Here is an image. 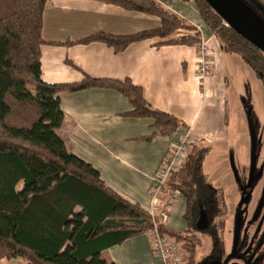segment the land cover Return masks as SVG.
Instances as JSON below:
<instances>
[{
    "label": "trees",
    "instance_id": "1",
    "mask_svg": "<svg viewBox=\"0 0 264 264\" xmlns=\"http://www.w3.org/2000/svg\"><path fill=\"white\" fill-rule=\"evenodd\" d=\"M47 1L0 0V259L18 258L27 264H117L104 259L103 250L148 234L157 225L160 233L172 236L186 249L187 264H196L199 241L187 235L199 231L200 206L207 210L204 196L209 204L211 193L217 191L209 182L206 187L211 191L199 188V181L201 184L206 179L202 165L209 148L194 145L182 171L170 180V188L179 189L187 200L185 234L156 224L149 211L108 187L98 169L69 151L56 132L64 121L60 91L116 87L134 106L128 114L153 118L154 127L163 135H172L181 123L153 108L130 80L86 76L74 84L45 82L41 46L46 43L42 28ZM105 1L156 15L161 24L129 35L98 32L82 41H103L119 52L132 42L166 38L187 29L196 34L164 43L200 42L202 31L196 25L157 0ZM195 2L203 23L218 38L223 51L239 54L264 84V53L227 25L206 0ZM218 247L216 243L214 249Z\"/></svg>",
    "mask_w": 264,
    "mask_h": 264
},
{
    "label": "crops",
    "instance_id": "2",
    "mask_svg": "<svg viewBox=\"0 0 264 264\" xmlns=\"http://www.w3.org/2000/svg\"><path fill=\"white\" fill-rule=\"evenodd\" d=\"M157 1L189 23L201 26L200 42L206 41V54L202 53L200 42L164 43L196 31L135 41L119 52L103 41H82L98 32L129 35L161 24L158 16L127 10L105 0H48L42 28L46 43L41 46L45 82L74 84L86 76L130 80L153 108L180 121L172 135H163L154 127L153 118L128 114L134 106L116 87L93 86L58 93L64 121L56 132L68 150L98 169L108 187L147 211L158 202L153 196L158 170L172 147L188 132L195 144L215 147L221 154L218 171L224 176L222 180L214 185L212 180L216 178L209 179L203 171L219 190L218 195L226 183H235L237 172L230 168V141L241 137V143L248 145L249 150L251 140L248 110L238 102L246 94L252 96L251 83L263 88L239 54L223 51L218 38L203 23L195 0ZM202 60L208 64L203 76L199 70ZM231 110L240 116L237 135L230 130ZM20 184L23 187V182ZM164 192L168 193V189ZM79 211L80 207L76 209ZM186 211L187 200L180 194L164 220L165 228L185 234ZM102 257L117 264H161L152 256L149 234L109 247L103 250ZM0 264L27 263L16 258L0 259Z\"/></svg>",
    "mask_w": 264,
    "mask_h": 264
},
{
    "label": "flooded vegetation",
    "instance_id": "3",
    "mask_svg": "<svg viewBox=\"0 0 264 264\" xmlns=\"http://www.w3.org/2000/svg\"><path fill=\"white\" fill-rule=\"evenodd\" d=\"M244 1L252 5L249 0ZM254 6L256 9L252 8L264 18L263 12L256 5ZM255 128L257 141L254 169L251 172L250 140L247 156L250 158V163L248 165L245 163L243 169L241 168L242 171L235 176L237 197L230 202L228 197H225L222 205V212L234 209L232 219L229 220L232 223L230 250L222 251L217 228L210 229V224L209 229L214 243L212 252L207 256L206 261L201 260L197 263L196 260V264H264V128L258 130L256 125ZM216 201L215 194H212L209 204L206 205L210 219L218 212ZM226 223L224 220L223 225ZM216 243L219 247L214 249Z\"/></svg>",
    "mask_w": 264,
    "mask_h": 264
},
{
    "label": "rangeland",
    "instance_id": "4",
    "mask_svg": "<svg viewBox=\"0 0 264 264\" xmlns=\"http://www.w3.org/2000/svg\"><path fill=\"white\" fill-rule=\"evenodd\" d=\"M249 1L252 3V5L253 4L256 5L257 8L259 10H261L264 14V0H249ZM254 5L252 7L254 9H256ZM150 15H152V14H150ZM154 16H156V15H154ZM148 17H151V16H148ZM178 31H179V33H187L190 30L179 29L175 33H178ZM255 81H258V80H255ZM259 81H260V83H262L260 79H259ZM250 91L252 92V96L251 95L248 96L246 94L245 96H243L242 100L238 102V104H241V102L243 103V107L245 108V110H248L247 112L250 113V116H251L253 122L255 123L256 127L259 130L260 128H264V100H263L264 99V92H263V88H261V86L257 87L256 82L251 83ZM239 112H240V108H239ZM230 113H231L230 117H229L230 118V125H231L230 130L232 133H236V135H237V133H239V131L237 129H238V122H239L240 116H239L238 112H237V114H235V113L232 114L233 110H231ZM241 142H242L241 137L236 138L235 140L232 139L230 141L231 147H230V151H229V155H230L229 160L232 161V164H230V168L232 167V170L234 173L241 172L242 171L241 168L245 165V163H247V165L250 163V158H247V156L249 154L248 145L244 146V144H242ZM194 145H196V144H193L190 147L189 153H191ZM207 152L208 153L205 154L206 156L203 160L204 164L202 165V170L206 171L209 179H211V177L216 178V180H214V181L212 180V182L215 185L220 180H222L224 177V176L221 177V173H220L221 171H218L219 167H220L219 164L221 163V154L218 153V150L215 147H213V148L210 147L209 151H207ZM188 158H189V156H188ZM185 163H184V165H185ZM247 165H246V167H247ZM183 166H182V168H183ZM182 168L178 173L172 175L170 180L174 179V177L177 174L179 175V173L182 171ZM208 178H206V179L204 178L203 181L201 182V184L199 181V188L201 189V192H202V188L205 191H211V190H208L206 187V186H208L207 182H209V180H207ZM170 180H169V184H167V186L165 187V190L168 189V193L164 192L162 194L163 201H165L167 199L170 191L172 190V188H170V186H171ZM234 181H235V179H234ZM21 188H22V184H19L18 189H21ZM223 188L224 189H222L220 195H218L219 194L218 189H217V191L216 190L214 191V193L216 194V197H217L216 202H217V211L218 212L216 214H214L212 219H210L211 220V223H210L211 227L210 226L209 227H210V229L211 228L212 229L217 228L220 243H222L220 245L222 247V251H224V249H225V251H229L230 250V243H231L230 232H231V228H232V223L229 220L232 219V216L234 214V209L232 211H229V212H227V211L222 212V205L225 202V199H226L225 197H228L229 202L236 199L237 191H236L235 183H233V184L226 183L225 187H223ZM211 194H213V193H211ZM204 199H205V205H208L206 203L207 197L204 196ZM154 218L157 221L156 224L162 223L164 225V221H163L161 216H154ZM224 220H226V222H227L226 225H223ZM210 229H208L207 231H204V232L192 231V232H194L193 234L190 233L189 235H187L188 237L193 235L192 237H194L195 240L199 241V245L197 246L198 248H197V253H196L197 263L201 260L206 261L207 256H209L212 252V248H213L214 243H213V240L211 237ZM184 254H185L186 261H188V252L186 251V249L184 250Z\"/></svg>",
    "mask_w": 264,
    "mask_h": 264
},
{
    "label": "built area",
    "instance_id": "5",
    "mask_svg": "<svg viewBox=\"0 0 264 264\" xmlns=\"http://www.w3.org/2000/svg\"><path fill=\"white\" fill-rule=\"evenodd\" d=\"M227 24V23H226ZM228 25V24H227ZM202 31L201 26H197ZM206 41L201 40L200 47L203 54H206ZM208 64L202 60L199 67L200 74L206 75ZM196 143V140L188 132L182 138L181 142L172 147L165 164L157 172V184L153 191V196L158 201L154 204L149 212L153 216H161L163 221L167 218L168 211L175 204L176 199L180 196L179 189H172L165 201L162 199V193L172 175L178 173L186 160L188 159L190 147ZM160 201V203H159ZM151 238L152 256L160 259L161 264H187L182 244L170 235H164L159 232L157 226L148 233Z\"/></svg>",
    "mask_w": 264,
    "mask_h": 264
},
{
    "label": "water",
    "instance_id": "6",
    "mask_svg": "<svg viewBox=\"0 0 264 264\" xmlns=\"http://www.w3.org/2000/svg\"><path fill=\"white\" fill-rule=\"evenodd\" d=\"M213 10L241 36L258 47L264 53V18L259 15L244 0H206ZM251 135V172L255 165L256 156V128L248 113ZM211 220L208 211L200 206L199 216L196 222L197 230L204 232L209 229Z\"/></svg>",
    "mask_w": 264,
    "mask_h": 264
}]
</instances>
